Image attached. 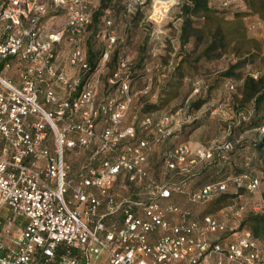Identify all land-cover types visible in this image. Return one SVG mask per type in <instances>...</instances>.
<instances>
[{
    "label": "built area",
    "instance_id": "obj_1",
    "mask_svg": "<svg viewBox=\"0 0 264 264\" xmlns=\"http://www.w3.org/2000/svg\"><path fill=\"white\" fill-rule=\"evenodd\" d=\"M147 1L129 0L128 10ZM93 2L0 0V67L22 68L21 84L0 73V264H264L260 240L239 230L241 222L213 214L197 219L173 200L187 195L192 203H204L226 192V180L191 188L194 164L226 160L238 143H177L163 153L160 178L149 167L151 140L163 143L181 128L182 108L144 117L141 125L152 139L136 140L135 123H126L133 96L124 60L109 77L121 97H99V80L90 78L110 61L117 38L109 32L95 71L87 74L88 51L78 36L92 22ZM165 2L150 0V23L168 14ZM52 8L66 14L56 28L46 20ZM67 38L74 43L68 64L78 73L57 62L55 47ZM256 130L264 136V124ZM91 147L73 177L68 151ZM234 183L255 193L264 186V174H241ZM244 209L236 214L242 217ZM260 210V204L253 207ZM229 232L236 237L230 239Z\"/></svg>",
    "mask_w": 264,
    "mask_h": 264
},
{
    "label": "rangeland",
    "instance_id": "obj_2",
    "mask_svg": "<svg viewBox=\"0 0 264 264\" xmlns=\"http://www.w3.org/2000/svg\"><path fill=\"white\" fill-rule=\"evenodd\" d=\"M128 1L108 0V8L103 11L98 22L90 24L78 36L83 47L88 49V45L91 43L95 50L102 53L105 50L109 32L113 31L116 35L115 50L117 51L114 59H111L113 58L111 54L112 64L107 63L106 66H101L90 78L91 81L99 80V97L102 99L107 93H111L117 98L121 97L117 87L109 82V77L117 64L124 60L129 64L133 73L137 72L131 84L133 101L130 113L126 117V123H132L135 120V115H141L143 107H149L147 104L160 102L159 109L151 112L159 117L162 114L175 113L182 108L183 125L178 130V134L169 140L155 144L151 140L150 133L139 131L138 138L151 140L148 162L151 171L160 178L164 177L163 153L177 143L188 142L191 146H195L200 143L207 144L217 138L232 139L238 143L234 151L230 152L224 161L202 162L197 160L194 164L193 171L202 170V172L192 183L193 188L218 180H226L228 183L226 192L215 195L204 203H192L187 195L174 196V202L189 209L195 218L200 219L207 214H213L227 219L231 223H242L244 217L249 212H253L255 205L260 204V211H264V186L252 193L246 189H238L234 183V178L241 174L259 177L264 174V150L258 146L263 136L255 129L259 125L253 127L250 123L252 120H263L264 114L261 112L249 121L241 118L239 116L241 110L249 114L252 111L251 103L242 105V81L235 78H221L220 75L221 71L235 62L236 57L226 53L219 59L202 60L197 68L191 69L186 74L180 86L172 87L173 68L179 61L180 54L193 46V40L185 46H182L180 42L183 20L181 2L187 0H165L168 1L165 2V6H170L169 12L162 20L160 17H156L155 24L148 21L147 8L129 11L127 9ZM249 1L212 0L211 4L222 10L227 18H233L237 11L249 12ZM243 2L248 6H243ZM260 2L264 1L260 0ZM100 3V1H96L93 6L94 11L99 9ZM49 18L51 20L49 25L56 28L66 20V14L62 9L52 8ZM108 20L112 23L109 24ZM244 20L248 28V35L260 40L263 48L259 56L247 57L249 62L240 69V72L242 75L253 74L259 77L264 75V19L258 13L251 12L244 17ZM96 29L97 31L94 33ZM73 48L74 43L69 38L64 39L57 47L56 56L62 67L67 68L71 73H78L80 72L78 67L68 64ZM144 62H146L145 66L142 65ZM14 69L6 70L4 75L8 77L9 73L15 71L17 74V67ZM219 81L227 86L222 94L217 96L214 89ZM231 85H234L233 89ZM146 86H149L148 93L144 92ZM60 87L61 92L64 93L65 86L61 84ZM169 90L179 91V94L168 102L161 101L167 98L166 92ZM42 99L43 97L41 101ZM199 100L205 102L199 109H196L193 107V103ZM102 127V123H99L98 130L100 131ZM91 153L92 147L68 151L67 160L73 177L80 165L88 160ZM116 187L117 191L122 193L120 186L116 185ZM221 195H227V197L222 202L224 205L219 208V202L216 200ZM241 206L245 208L242 217L236 214ZM242 228V224H240L239 230ZM227 235L230 239L236 237L232 232ZM258 239L264 249V233ZM103 262V259H99L94 260L91 264H102Z\"/></svg>",
    "mask_w": 264,
    "mask_h": 264
},
{
    "label": "trees",
    "instance_id": "obj_3",
    "mask_svg": "<svg viewBox=\"0 0 264 264\" xmlns=\"http://www.w3.org/2000/svg\"><path fill=\"white\" fill-rule=\"evenodd\" d=\"M98 1L101 2L99 9L94 11L92 7L91 24L98 22L99 18L103 15V11L108 8V0ZM210 1L211 0H187L183 3L181 2V16L183 20L181 26L180 42L182 46H185L189 44L191 40H193V46L190 49H186L180 54L179 61L173 68L174 74L172 78V87L180 86L186 74H188L191 69L197 68L202 60H215L221 58L226 53H230L236 57V60L234 63H231L227 69L221 71L220 75L221 78H235L236 80L242 81L241 102L242 105L251 103L252 111L251 114H249L244 110H241L239 114L243 112L246 117L244 118L246 119L245 121H249L251 118L254 119L256 115L261 112L264 114V75L259 77H256L253 74L242 75L240 69H242V67H244L249 62L247 57L259 56V53L262 51L263 46L260 40L248 35V28L244 17L248 15V13L253 12L258 13L264 19V2H260V0H250L248 2L249 12L237 11L235 12L233 18H227L226 14L216 6H212ZM138 8L149 9L150 0H148L146 4L142 6H137L136 10ZM96 31L97 29L94 30V33ZM253 47L255 51L253 50ZM87 51L90 64V69L87 74H91L95 71L97 63L103 52L99 53L93 48V45L91 43L88 45ZM116 51L117 50H115L114 47L112 52L113 58L111 59H114L116 57ZM111 59L108 62L109 65L112 64ZM145 63L146 62H144L142 65L145 66ZM118 64L115 69L112 70L111 75H113L116 71ZM136 73V71L134 73L131 71V81H133L136 77ZM166 94L167 98L161 101L168 102L172 98L176 97L179 94V91L169 90L166 92ZM204 102V100L196 101L193 103V107L199 109ZM147 105L149 107L146 108L144 106L142 113H140L141 115H135L136 117L133 121L135 123L137 131L136 140L140 139L138 138L139 131L146 132L141 125V120L148 115L155 116V114L151 112L158 110L161 104L160 102H158ZM250 123L253 127H256L257 125L261 126L264 124V118L263 120L259 121L252 120ZM178 132L179 131L175 132L173 136L177 135ZM170 138H168L167 140H169ZM258 146H260V148L264 150V136L258 143ZM214 161L224 160L220 158H214L211 161L205 162ZM201 172L202 170H198L191 177V188H193L192 183L195 182L197 177L201 175ZM226 197L227 195H221L217 198L216 202H219V208L224 205L222 204V202ZM241 224L242 227L250 230L255 237L259 238L261 234L264 233V211L249 212L244 217Z\"/></svg>",
    "mask_w": 264,
    "mask_h": 264
},
{
    "label": "crops",
    "instance_id": "obj_4",
    "mask_svg": "<svg viewBox=\"0 0 264 264\" xmlns=\"http://www.w3.org/2000/svg\"><path fill=\"white\" fill-rule=\"evenodd\" d=\"M96 1H98V0H94V2H93V6H95V3H96ZM210 3H212V0L210 1ZM243 6H248L245 2H243ZM46 20L49 22V23H51V20H50V18H49V14H48V18L46 17ZM59 46V44L58 45H56V47H55V51L57 50V47ZM58 62V64H59V66L60 67H62L61 66V63L59 62V61H57ZM17 66L15 65V66H13L11 69H14V68H16ZM6 70H10V69H5L4 67H0V73H1V75L2 76H4L5 78H7V79H10L12 82H14L15 84H21L22 83V77H21V73H22V68H17V74H15V72H11V73H9V76L7 77L6 75H4V73L5 72H7ZM15 70V69H14ZM60 83H57V82H55V89H56V91L59 93V94H61V95H66V91L63 93V92H61V87H60V85H59ZM227 86V84H225V83H223L222 81L221 82H219L217 85H216V87H215V93L217 94V96L219 95H221L222 94V91L225 89V87ZM232 86V85H231ZM242 87V86H241ZM242 94V93H241ZM256 129V128H255ZM150 167V166H149ZM151 169V168H150Z\"/></svg>",
    "mask_w": 264,
    "mask_h": 264
}]
</instances>
